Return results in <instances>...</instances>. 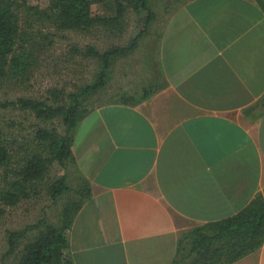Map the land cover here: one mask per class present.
Returning <instances> with one entry per match:
<instances>
[{"label":"crops","instance_id":"1","mask_svg":"<svg viewBox=\"0 0 264 264\" xmlns=\"http://www.w3.org/2000/svg\"><path fill=\"white\" fill-rule=\"evenodd\" d=\"M133 39L74 131L73 264H187L192 229L264 201V0H188ZM224 264H264V241Z\"/></svg>","mask_w":264,"mask_h":264},{"label":"trees","instance_id":"2","mask_svg":"<svg viewBox=\"0 0 264 264\" xmlns=\"http://www.w3.org/2000/svg\"><path fill=\"white\" fill-rule=\"evenodd\" d=\"M98 4L110 14H94L93 6ZM130 6L137 11L149 10L148 0H47L51 13L44 19L57 29L85 30L102 25L113 31L122 25L124 13ZM36 9L28 0H0V84L5 78L21 80L26 73L29 61L21 44L34 37L28 38L30 33L22 22L24 15ZM135 45V39H132L127 46H113L103 52L85 46L84 55L98 59L100 70L94 82L83 91L92 94L103 89L114 57L129 52ZM48 93L46 100L19 97L10 102L0 101V108L16 106L32 112L43 122L61 117L64 127L60 132L54 126L43 124L34 125L27 135L19 133L5 137L0 133V169L5 171L0 202L4 205L13 206L26 198L28 187L44 179L53 163L62 169H66L68 163L75 167L70 147L76 124L89 109L81 107L77 93H70L66 105L61 103L60 91L49 89ZM75 170L78 177L74 187L68 186L66 173L50 187L54 200L59 194L70 192L78 197L75 200L68 197L61 209L59 224L42 217L21 230L6 231L4 256L13 255L12 264H73L65 252V230L82 201L90 195L87 180L76 167ZM263 241L264 201L258 198L232 217L192 229L180 242L178 258L187 264H224L258 249Z\"/></svg>","mask_w":264,"mask_h":264},{"label":"rangeland","instance_id":"3","mask_svg":"<svg viewBox=\"0 0 264 264\" xmlns=\"http://www.w3.org/2000/svg\"><path fill=\"white\" fill-rule=\"evenodd\" d=\"M28 1L32 6L37 7L36 11L32 10L33 12L24 15L22 22V26L30 33L28 38L34 37L21 44L29 65L21 80L12 78L3 80L0 84V101L10 102L19 97L46 100L49 97L48 90L56 89L61 92L62 104L66 105L69 102L70 93H77L81 107L90 109L114 97L106 95L107 91H110L109 94L113 93L115 85L114 62L111 63L106 86L96 93H86L83 88L96 79L100 70V61L85 56V46H92L97 51L103 52L113 46L128 45L137 35L153 36L164 19L188 0H148V11H137L130 6L124 13L122 25L113 28V31L102 25H95L85 30L57 29L49 20H45V15L49 16L51 13L47 7V0ZM93 13L110 14L100 4L93 6ZM119 56L121 55H117ZM118 59L116 58L115 61ZM43 124L54 126L60 132L64 129L61 117L43 122L32 112L16 106L0 108V133L5 137L19 133L30 134L34 125ZM65 173L68 186L74 187L78 177L75 167L68 163L66 169H62L53 163L44 179L28 187L29 193L26 198L19 200L13 206L0 202V264L13 262V255L4 256L7 250V230H21L42 217L51 223L59 224L63 205L69 198L72 200L78 198L73 192L66 195L59 194L55 200L50 195V187ZM4 174V168L0 169V190L4 187Z\"/></svg>","mask_w":264,"mask_h":264}]
</instances>
